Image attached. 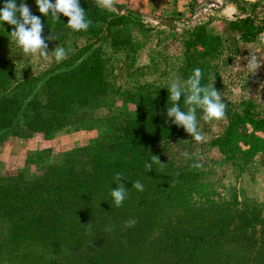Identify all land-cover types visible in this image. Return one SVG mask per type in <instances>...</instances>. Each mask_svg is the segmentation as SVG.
Here are the masks:
<instances>
[{"label":"rangeland","instance_id":"1","mask_svg":"<svg viewBox=\"0 0 264 264\" xmlns=\"http://www.w3.org/2000/svg\"><path fill=\"white\" fill-rule=\"evenodd\" d=\"M110 12L124 18L123 25L112 31L117 34L116 47L111 39L98 42L102 35L74 33L60 45L46 41L47 61L25 55L9 35L13 28L0 22V88L16 91L26 106H44L40 90L50 68L58 64L51 53L57 45L68 55L85 43L99 44L112 86L53 136L31 133L18 122L0 142V183L11 184L19 174L36 179L50 166L62 168L69 159L82 160L91 153L111 159L110 145L118 140L127 120L138 117L139 106H145V101L146 107L156 102L170 106V99H157L160 92L172 79L187 80L195 68L202 70V86L220 92L226 115L204 121L203 111L197 108L205 142L197 143L186 132L181 143L169 146L179 151L171 169L177 168L179 177L153 215L150 230L141 236L103 234L102 243L77 244L65 236L57 247L47 250L48 256L59 264H164L150 246L169 227L204 228L220 221L223 225L214 230L221 231L219 236L232 231L252 233V227L263 232L264 64L253 75L245 68L244 57L252 51L264 58V43L258 40L264 33V0H116ZM199 27L218 40H195ZM147 97L155 99L153 104ZM179 106L184 111L188 108L183 96ZM184 151L191 159L181 155ZM193 163L202 167L193 168ZM207 236L211 243L195 264H238V255L250 250L237 239ZM15 253L0 264H39V250L21 245Z\"/></svg>","mask_w":264,"mask_h":264},{"label":"trees","instance_id":"2","mask_svg":"<svg viewBox=\"0 0 264 264\" xmlns=\"http://www.w3.org/2000/svg\"><path fill=\"white\" fill-rule=\"evenodd\" d=\"M25 2L32 14L41 18L42 35L47 38L53 34L57 38L49 42L60 45L77 33L81 37L102 35L98 42L111 39L116 47L117 34L112 31L123 25L124 18L93 2H80L91 24L87 31L78 32L68 28V18L63 14L60 20H54L51 14L46 17L39 12L35 0ZM19 3L17 0L18 6ZM3 4L4 0H0V8ZM193 38L218 40L208 36L203 27L197 29ZM98 46L85 43L50 68L40 90L45 98L42 108H30L16 91L0 88V142L18 122L31 133L53 136L70 117L95 105L100 94L108 93L112 86L106 75L103 49ZM160 93L157 99H169L168 89ZM147 100L153 104L151 101L155 99L147 97ZM146 106V101L145 106H139L138 117L128 119L118 140L110 145L111 159L91 153L82 156V160L69 159L62 168L50 166L36 179L19 174L11 184L0 183V260L16 254L17 247L24 245L39 250V264H59L52 255L48 256L47 250L57 247L65 236L77 244L102 243L105 236H141L151 229L156 219L153 215L164 205L167 191L179 177L177 168L171 170L179 151L169 146L181 143L180 138L186 131L171 121L165 123L167 106L164 108L157 102L155 106ZM152 155L164 164L153 163L152 170L148 171L145 163L151 162ZM117 172L124 175L120 182L128 189L121 207L115 206L110 195L111 189L117 187L113 181ZM137 180L143 184V192L132 188ZM130 218L137 223L124 228ZM89 223L90 227H85ZM218 225L223 224L219 221L204 228L169 227L152 240L150 247L164 264H192L193 261L195 264L202 250L211 243L207 239L210 234L222 241L237 239L243 248L250 249L238 255V264H264V231L255 232L252 227V233L232 231L219 236L221 231H214ZM109 227L110 232L106 231ZM200 230L206 234H200ZM183 232L190 235L183 236ZM9 249L12 251L8 252ZM168 259L171 261L167 263Z\"/></svg>","mask_w":264,"mask_h":264},{"label":"clouds","instance_id":"3","mask_svg":"<svg viewBox=\"0 0 264 264\" xmlns=\"http://www.w3.org/2000/svg\"><path fill=\"white\" fill-rule=\"evenodd\" d=\"M35 3L39 12L46 17L51 14L54 20H60V14H63L68 18V28L73 31H87L91 24V21L86 18L85 10L80 6V0H55L54 3L52 0H35ZM95 4L112 11L116 0H95ZM0 22H7L14 26L9 35L25 55L39 56L45 61L50 59L49 45L46 43V39L53 41L57 38L53 34L47 38L42 35L44 30L42 20L39 16L32 14L25 0H20L19 6L17 0H4L3 7L0 8ZM258 40L264 43V33L258 36ZM51 53L57 63L67 59V50L59 45ZM244 59L247 61L245 68L253 75L264 64V58L252 51ZM201 80L202 70L195 68L187 80L180 81L177 78L170 81L167 89L172 104L167 106L165 119V123L171 121L176 126L182 127L197 143L205 142V136L198 127L197 108L203 111L204 121L221 120L226 115V105L222 101L220 92L215 87L202 86ZM182 96L184 103L188 106L186 111L181 110L179 106ZM181 155L186 159H191V155L187 151L182 152ZM153 163L164 164L161 163L158 156L152 155L151 162H146L145 168L151 171ZM191 166L193 168L202 167L199 163H193ZM122 178L125 177L119 172L115 173L113 177L117 187L111 189L110 195L116 207L123 205L128 193V189L120 182ZM132 188L139 192L144 191V186L139 180L132 183ZM90 223L84 226L90 227ZM136 223L135 219L130 218L125 221L124 228L134 227ZM111 230V227L106 229L109 232Z\"/></svg>","mask_w":264,"mask_h":264}]
</instances>
